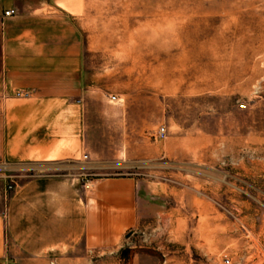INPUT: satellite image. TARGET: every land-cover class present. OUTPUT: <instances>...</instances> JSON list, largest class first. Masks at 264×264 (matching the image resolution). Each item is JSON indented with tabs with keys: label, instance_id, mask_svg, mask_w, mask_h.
<instances>
[{
	"label": "rangeland",
	"instance_id": "1",
	"mask_svg": "<svg viewBox=\"0 0 264 264\" xmlns=\"http://www.w3.org/2000/svg\"><path fill=\"white\" fill-rule=\"evenodd\" d=\"M58 3L83 42L94 155L61 162L58 172L169 177L175 185L202 178L217 208L147 217L131 235L140 264H264V0ZM162 126L165 139L157 137ZM183 137L200 145L152 159ZM201 162L213 166L203 174L197 165H209ZM17 168L7 171L9 191Z\"/></svg>",
	"mask_w": 264,
	"mask_h": 264
},
{
	"label": "crops",
	"instance_id": "2",
	"mask_svg": "<svg viewBox=\"0 0 264 264\" xmlns=\"http://www.w3.org/2000/svg\"><path fill=\"white\" fill-rule=\"evenodd\" d=\"M9 9L17 14L6 16ZM84 75L82 38L66 7L0 0V264H140L131 235L147 217L165 221L179 208H217L201 177L175 185L132 173H59L61 162L94 156ZM26 91L31 95H17ZM196 140L179 138L152 159L178 157L198 147ZM202 163L209 165L196 164L203 174L213 166ZM13 167L21 170L9 191ZM34 167L39 173L28 176Z\"/></svg>",
	"mask_w": 264,
	"mask_h": 264
},
{
	"label": "built area",
	"instance_id": "3",
	"mask_svg": "<svg viewBox=\"0 0 264 264\" xmlns=\"http://www.w3.org/2000/svg\"><path fill=\"white\" fill-rule=\"evenodd\" d=\"M17 14V10L16 9H9L5 11V15L6 16H12ZM18 96H30L31 92L30 91H26V92H18L17 94ZM110 99L112 101H119V97L117 95H111ZM167 128L165 126H162L157 134V137L159 139H165L167 137ZM222 264H233L232 259L230 257H225L223 260Z\"/></svg>",
	"mask_w": 264,
	"mask_h": 264
}]
</instances>
